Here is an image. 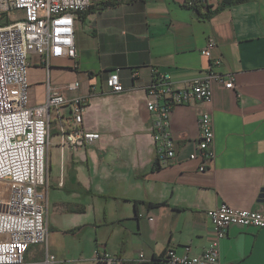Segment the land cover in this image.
<instances>
[{
	"label": "crops",
	"instance_id": "crops-1",
	"mask_svg": "<svg viewBox=\"0 0 264 264\" xmlns=\"http://www.w3.org/2000/svg\"><path fill=\"white\" fill-rule=\"evenodd\" d=\"M76 16L75 59L29 56V106L45 105L49 94L88 99L83 128L99 141L77 151L64 145L71 116L53 110L44 205L48 240L32 246L25 264H45L47 253L65 264H97L108 253L125 264H170L169 249L201 255L211 244L208 213L223 203L264 212V0L215 8L183 6V0H118ZM235 1V0H234ZM207 11L210 14L206 16ZM216 41L211 59L202 54ZM220 59L222 65L212 66ZM153 69L180 89L211 69L234 75L237 89H213V104L191 101L172 111L175 159L163 164L154 140V117L146 107ZM118 72L124 92L112 94L107 79ZM79 82L76 92L65 91ZM213 117L215 160L200 172L198 120ZM56 169L53 168V159ZM221 264H264V228L227 230ZM144 264V263H142Z\"/></svg>",
	"mask_w": 264,
	"mask_h": 264
},
{
	"label": "built area",
	"instance_id": "built-area-1",
	"mask_svg": "<svg viewBox=\"0 0 264 264\" xmlns=\"http://www.w3.org/2000/svg\"><path fill=\"white\" fill-rule=\"evenodd\" d=\"M217 0H183L187 8H215ZM234 1V0H226ZM93 0H0V264H25V256L32 246L44 245L48 240L47 207L44 202L49 191L48 174L51 146V116L54 110L64 116L63 108L70 106L71 116L62 129L64 145L77 151L95 144L98 133L86 132L83 117L87 107L85 97L70 100L63 92H52L45 105L29 106V56L37 54L50 66L52 59H75L76 16L89 12ZM216 41L211 39L202 50L203 56L213 57ZM222 65L220 59L212 66ZM152 81L147 87L148 112L154 117V140L163 164L175 159L176 145L172 137V111L191 101L213 104V89L221 86L237 89L234 75L213 71L187 83L183 89L168 74L151 71ZM109 93L121 94L124 85L118 72L107 79ZM79 82L64 90L76 92ZM213 117L210 111L198 120L200 135L197 151L191 160H200L199 171L204 172L215 160ZM213 229L212 242L204 252L191 257L190 248L182 256L174 249L164 255L170 264H221L220 246L233 225L264 228V212L240 211L222 204L208 214ZM97 264H125L122 258L96 254ZM139 264L146 263L144 254ZM45 264H65L47 253Z\"/></svg>",
	"mask_w": 264,
	"mask_h": 264
},
{
	"label": "trees",
	"instance_id": "trees-1",
	"mask_svg": "<svg viewBox=\"0 0 264 264\" xmlns=\"http://www.w3.org/2000/svg\"><path fill=\"white\" fill-rule=\"evenodd\" d=\"M246 2L247 0H235V1H232V2H229V5H235V4H238V3H241V2ZM119 4L118 0H115V1H108V2H102L101 3V7L100 9H107L109 7H114V6H117ZM199 10V8H197ZM210 14V11H207L206 13V16H208Z\"/></svg>",
	"mask_w": 264,
	"mask_h": 264
},
{
	"label": "rangeland",
	"instance_id": "rangeland-1",
	"mask_svg": "<svg viewBox=\"0 0 264 264\" xmlns=\"http://www.w3.org/2000/svg\"><path fill=\"white\" fill-rule=\"evenodd\" d=\"M55 160H56V159L54 158V159H53V168H54V171H55V169H56V164H55L56 162H55Z\"/></svg>",
	"mask_w": 264,
	"mask_h": 264
}]
</instances>
